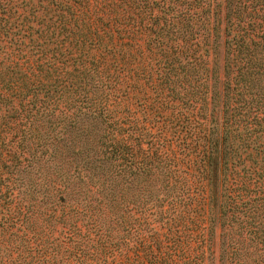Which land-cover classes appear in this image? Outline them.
<instances>
[{
  "label": "trees",
  "instance_id": "1",
  "mask_svg": "<svg viewBox=\"0 0 264 264\" xmlns=\"http://www.w3.org/2000/svg\"><path fill=\"white\" fill-rule=\"evenodd\" d=\"M264 264V0H0V264Z\"/></svg>",
  "mask_w": 264,
  "mask_h": 264
},
{
  "label": "rangeland",
  "instance_id": "2",
  "mask_svg": "<svg viewBox=\"0 0 264 264\" xmlns=\"http://www.w3.org/2000/svg\"><path fill=\"white\" fill-rule=\"evenodd\" d=\"M216 2H218V4H219V8H222L223 0H216ZM214 244H215V245H214V247H213L212 258H211V260L208 262V263H210V264H218V263H217V260H216L217 253H218V251H217V247H216V240H215V243H214Z\"/></svg>",
  "mask_w": 264,
  "mask_h": 264
}]
</instances>
